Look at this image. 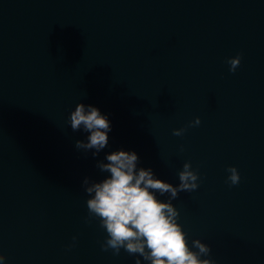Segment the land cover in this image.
<instances>
[{"label":"water","instance_id":"obj_1","mask_svg":"<svg viewBox=\"0 0 264 264\" xmlns=\"http://www.w3.org/2000/svg\"><path fill=\"white\" fill-rule=\"evenodd\" d=\"M78 103L110 121L96 158L67 123ZM119 150L173 186L185 163L198 173L172 203L189 247H210L202 259L264 264V0H0L5 264H150L102 251L106 231L85 223L82 181Z\"/></svg>","mask_w":264,"mask_h":264},{"label":"clouds","instance_id":"obj_2","mask_svg":"<svg viewBox=\"0 0 264 264\" xmlns=\"http://www.w3.org/2000/svg\"><path fill=\"white\" fill-rule=\"evenodd\" d=\"M241 58L238 54L227 61L230 72L235 73ZM67 123L73 132L88 134L85 141H76L77 150L91 151L96 158L108 146L110 121L98 108L78 103ZM200 123L197 118L190 126ZM185 131L174 130L173 135L182 136ZM139 164L134 151H114L97 162L98 170L107 174L104 179L96 182L85 177L82 181L91 197L86 202L85 223L97 220L107 234L101 250H111L114 256H119L124 249L130 256L139 255L150 264H215L211 258L202 259L211 256V249L199 239L192 240L189 247L188 236L177 222L180 213L172 203L179 193L198 189V173L191 170L190 163H185L178 173L179 185L173 186L156 178L151 168L138 167ZM226 171L230 173L226 181L229 186L238 185L241 179L238 170L229 167ZM157 194L159 197L167 194V202H162ZM5 261L6 257L0 254V264ZM136 264H140L139 259Z\"/></svg>","mask_w":264,"mask_h":264}]
</instances>
